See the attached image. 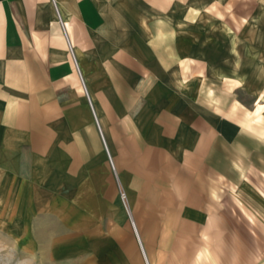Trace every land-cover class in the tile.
<instances>
[{
	"label": "crops",
	"instance_id": "obj_1",
	"mask_svg": "<svg viewBox=\"0 0 264 264\" xmlns=\"http://www.w3.org/2000/svg\"><path fill=\"white\" fill-rule=\"evenodd\" d=\"M0 235L36 264H264V0H0Z\"/></svg>",
	"mask_w": 264,
	"mask_h": 264
},
{
	"label": "rangeland",
	"instance_id": "obj_2",
	"mask_svg": "<svg viewBox=\"0 0 264 264\" xmlns=\"http://www.w3.org/2000/svg\"><path fill=\"white\" fill-rule=\"evenodd\" d=\"M219 187L220 196L218 197V203L221 206L219 213L225 216V218L231 219V223H233L225 233L229 232V239H236L235 245L237 250V246H240L241 248L239 249L242 251L245 245L247 250L256 249L255 251H259V242L253 241L254 239H245V236L250 233L254 235L260 232L250 219V214L235 198L234 193L229 191L224 184H220ZM206 247L207 245H205V249ZM209 261H211V259L205 258V264ZM0 264H36V258L27 256L23 250L15 245V243L5 240L4 237L0 235Z\"/></svg>",
	"mask_w": 264,
	"mask_h": 264
},
{
	"label": "built area",
	"instance_id": "obj_3",
	"mask_svg": "<svg viewBox=\"0 0 264 264\" xmlns=\"http://www.w3.org/2000/svg\"><path fill=\"white\" fill-rule=\"evenodd\" d=\"M69 49H70L71 53L73 54V50H72V46H71L70 42H69ZM81 81H82V85H83V89H84V91H85V94H86L87 98H88L89 101H90V96H89V94H88V91H87L86 85H85V83H84L82 77H81ZM95 118H96V120H97V122H98V119H97L96 116H95ZM101 134H102V132H101ZM102 137H103V135H102ZM103 141H104V144H105V148H106V150L108 151V147H107V144H106V142H105L104 137H103ZM108 153H109V151H108ZM109 158H110V160H111V164L113 165V162H112V159H111L110 156H109ZM122 198H123L124 200H126V195H125L124 193H122Z\"/></svg>",
	"mask_w": 264,
	"mask_h": 264
}]
</instances>
